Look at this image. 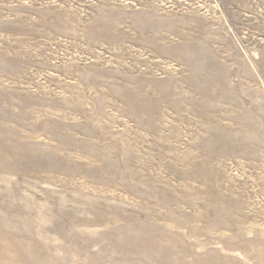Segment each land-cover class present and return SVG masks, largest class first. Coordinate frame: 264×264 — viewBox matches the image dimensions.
<instances>
[{
    "label": "rangeland",
    "instance_id": "1",
    "mask_svg": "<svg viewBox=\"0 0 264 264\" xmlns=\"http://www.w3.org/2000/svg\"><path fill=\"white\" fill-rule=\"evenodd\" d=\"M0 264H264V0H0Z\"/></svg>",
    "mask_w": 264,
    "mask_h": 264
}]
</instances>
